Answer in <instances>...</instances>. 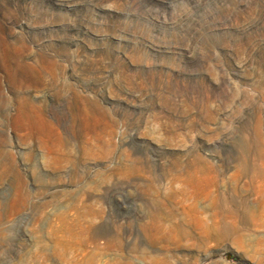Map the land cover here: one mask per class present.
Returning a JSON list of instances; mask_svg holds the SVG:
<instances>
[{"label":"rangeland","instance_id":"rangeland-1","mask_svg":"<svg viewBox=\"0 0 264 264\" xmlns=\"http://www.w3.org/2000/svg\"><path fill=\"white\" fill-rule=\"evenodd\" d=\"M261 263L264 0H0V264Z\"/></svg>","mask_w":264,"mask_h":264},{"label":"bare ground","instance_id":"bare-ground-1","mask_svg":"<svg viewBox=\"0 0 264 264\" xmlns=\"http://www.w3.org/2000/svg\"><path fill=\"white\" fill-rule=\"evenodd\" d=\"M181 171L186 173V178L184 179V192L188 193L191 188L194 189V191L197 194H203L208 190V186L213 185L216 183L215 180V168L212 165H206L204 169L197 170L194 173H191L187 171L184 167H181ZM204 171L206 172V175L203 174ZM199 219V225L201 230V237L206 238L210 234V229H215V236L218 239H224L226 236V228L223 224L216 221L213 224V227L211 228L212 224H209L206 222V220L202 217ZM186 232V230H185Z\"/></svg>","mask_w":264,"mask_h":264},{"label":"water","instance_id":"water-1","mask_svg":"<svg viewBox=\"0 0 264 264\" xmlns=\"http://www.w3.org/2000/svg\"><path fill=\"white\" fill-rule=\"evenodd\" d=\"M261 264H264V263H261Z\"/></svg>","mask_w":264,"mask_h":264}]
</instances>
